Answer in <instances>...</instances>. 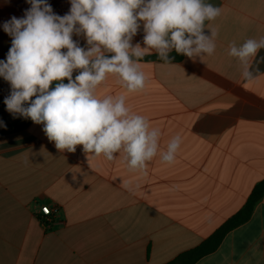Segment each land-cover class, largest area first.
Instances as JSON below:
<instances>
[{"label":"crops","instance_id":"crops-1","mask_svg":"<svg viewBox=\"0 0 264 264\" xmlns=\"http://www.w3.org/2000/svg\"><path fill=\"white\" fill-rule=\"evenodd\" d=\"M47 2L55 14L69 13L70 0ZM205 3L222 9L204 28L208 36L217 32L212 55L172 50L165 63L153 51L139 61L143 90L127 92L112 74L97 89L101 98L125 95L133 113L160 129V152L181 136L175 161L162 162L158 152L146 174L130 171L120 154L109 161L82 145L60 151L42 124L16 127L25 118L6 110L11 88L0 77V264H169L244 206L264 179V49L250 61L259 64L251 80L229 51L264 38V0ZM30 7L0 0V61L12 43L3 24ZM139 23L131 43L144 47ZM73 40L87 49L82 34ZM42 205L56 209L47 227ZM250 217L195 264H264V197Z\"/></svg>","mask_w":264,"mask_h":264},{"label":"clouds","instance_id":"clouds-1","mask_svg":"<svg viewBox=\"0 0 264 264\" xmlns=\"http://www.w3.org/2000/svg\"><path fill=\"white\" fill-rule=\"evenodd\" d=\"M27 2L31 7L24 17L13 16L3 24L12 38L6 61H0V77L11 88L4 99L6 110L42 124L60 151L75 152L82 145L86 154L109 161L120 154L130 171L145 174L147 162L158 152L162 162L173 163L180 135L160 152V129L133 113L125 95L101 98L97 89L112 74L127 92L143 90L146 76L139 61L153 51L165 63H171L172 50L189 58L212 55L217 32L208 27V36L204 28L222 9L205 0H70L69 13L61 17L47 0ZM139 22L144 47L131 43L141 28ZM73 34L84 36L87 49L73 40ZM261 49L264 38L230 45L229 55L242 64L245 80L259 71V64L253 68L250 61ZM75 70L79 71L73 79ZM123 186L131 190L128 183Z\"/></svg>","mask_w":264,"mask_h":264},{"label":"trees","instance_id":"trees-1","mask_svg":"<svg viewBox=\"0 0 264 264\" xmlns=\"http://www.w3.org/2000/svg\"><path fill=\"white\" fill-rule=\"evenodd\" d=\"M142 59H147V57H143ZM54 86L55 83L53 82L51 87L54 88ZM16 123H19L16 127H22L31 123V119H24ZM263 197L264 179L255 185L244 206L236 214L229 218L218 230H216L213 235L196 248L182 253L178 256L176 261L169 264H176L178 262L179 264H195L201 258L216 251L229 232L246 223L251 218L250 216H252L255 207Z\"/></svg>","mask_w":264,"mask_h":264},{"label":"built area","instance_id":"built-area-1","mask_svg":"<svg viewBox=\"0 0 264 264\" xmlns=\"http://www.w3.org/2000/svg\"><path fill=\"white\" fill-rule=\"evenodd\" d=\"M56 212V209H52L49 205H42L40 209L41 218L40 221L43 225L49 226L52 223V215Z\"/></svg>","mask_w":264,"mask_h":264}]
</instances>
